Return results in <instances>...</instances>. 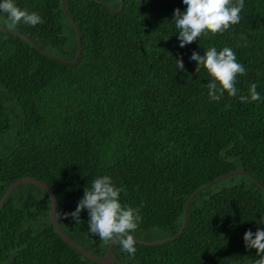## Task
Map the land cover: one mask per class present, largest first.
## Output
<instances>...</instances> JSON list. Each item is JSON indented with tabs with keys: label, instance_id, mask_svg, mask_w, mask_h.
Listing matches in <instances>:
<instances>
[{
	"label": "trees",
	"instance_id": "trees-1",
	"mask_svg": "<svg viewBox=\"0 0 264 264\" xmlns=\"http://www.w3.org/2000/svg\"><path fill=\"white\" fill-rule=\"evenodd\" d=\"M43 23L11 29L64 60L76 30L60 0H14ZM80 34V53L65 64L22 36L0 29V198L13 181L34 177L55 196L54 216L71 240L101 256L107 245L75 211L85 188L107 175L120 202L138 208L130 255L113 242L116 261L98 262L67 244L48 217V193L15 186L0 207V264H254L243 236L264 230V0H245L241 21L181 48L173 14L183 0H64ZM119 9V10H118ZM118 10V11H116ZM0 13V27H6ZM6 37V38H5ZM244 37L245 39H242ZM231 48L247 70L236 97L211 101L206 69L190 60ZM184 63L177 69L176 59ZM260 100L243 103L250 84ZM256 180V182H255ZM262 187H261V186ZM60 214V216H59Z\"/></svg>",
	"mask_w": 264,
	"mask_h": 264
},
{
	"label": "clouds",
	"instance_id": "clouds-1",
	"mask_svg": "<svg viewBox=\"0 0 264 264\" xmlns=\"http://www.w3.org/2000/svg\"><path fill=\"white\" fill-rule=\"evenodd\" d=\"M183 4L187 6L186 10L181 12L177 8L173 14L181 48L192 44L204 33L212 35L224 33L230 26L239 24L245 0H183ZM0 13L6 15L5 23L9 30L15 29L21 23L32 27L43 23L42 17L37 12H29L18 7L14 0H0ZM190 60L196 63V71L203 67L211 77L207 83L211 101H220L225 92L229 96H237L239 91L235 86L237 76L246 75L247 70L237 62L231 48L224 47L217 51L215 47H211L204 52V55L194 51ZM176 65L177 69L184 70L182 58L176 59ZM248 92L247 96H239L241 102L250 103L260 100L255 83L250 84ZM122 192H125V189L115 186L109 176L97 177L90 188H85L84 196L79 200L75 211L65 213L64 218L71 216L76 224L81 223L80 214L86 209L90 234L98 236L105 244L115 242L122 251L135 255L136 241L130 233L137 229L141 216L138 208L122 206L120 202ZM261 224H264V219L261 220ZM243 240L247 249L256 250L259 258L254 264H264V230L258 228L255 233L247 230Z\"/></svg>",
	"mask_w": 264,
	"mask_h": 264
},
{
	"label": "water",
	"instance_id": "water-1",
	"mask_svg": "<svg viewBox=\"0 0 264 264\" xmlns=\"http://www.w3.org/2000/svg\"><path fill=\"white\" fill-rule=\"evenodd\" d=\"M60 4H61V7L65 13V15L67 16V18L70 20V22L72 23V25L74 26L75 30H76V38H77V41H76V53H75V56L72 60H64L62 58H59V57H56L52 54H50L49 52L41 49L39 46H37L33 41H31L29 38L25 37V36H22L21 34L13 31V30H9L7 28H2L0 27V29H4L8 32H12V33H15V34H18L20 36H22L23 38H25L29 43H31L37 50L55 58L56 60L60 61V62H63L65 64H74L76 63V61L78 60V56H79V53H80V34L77 30V27L74 23V21L72 20V18L69 16V14L67 13L66 9H65V6H64V0H60ZM119 10V9H118ZM116 10V11H118ZM237 173H241V174H244V175H247L249 176L245 171L243 170H240V169H237V170H232V171H229L225 174H222L214 179H212L210 182H207L206 184L198 187L197 189H195L193 192L190 193V195L187 197V199L185 200L184 204H183V213H182V220H181V224H180V227L178 229V231L176 233H174L172 236L170 237H167V238H163V239H160V240H157V241H142L136 237H134L135 241L136 242H139V243H142V244H146V245H155V244H159V243H163V242H166V241H169L171 239H174L177 235H179L181 233V231L183 230V227H184V224H185V218H186V211H187V207H188V204L190 202V200L192 199V197L201 189H203L204 187H207L208 185H210L212 182H216L222 178H225L226 176L228 175H232V174H237ZM24 182H31V183H35L39 186H41L49 195V199H50V205H49V209H48V217H49V220L50 222L52 223V226L54 227L55 231L58 233V235L67 243L69 244L71 247L77 249L78 251H80L82 254H84L86 257L92 259V260H95V261H98V262H109V261H116L114 255L112 254V244L113 243H109L107 245V249H106V252L101 255V256H96V255H93L91 253H89L87 250H85L83 247H81L79 244H77L76 242H74L73 240H71L69 237H67L64 232L61 230V228L59 227L58 225V222L57 220L55 219V216H54V210H55V196H54V193L53 191L50 189V187L44 183L43 181H40L34 177H23V178H19L15 181H13L11 184L8 185V187L5 189V191L3 192L1 198H0V207L1 205L3 204V202L5 201V199L7 198L8 194L10 193V191L15 187L17 186L18 184L20 183H24ZM256 182V180H255ZM257 183V182H256ZM261 186V185H260ZM262 187V186H261ZM263 191H264V188L262 187Z\"/></svg>",
	"mask_w": 264,
	"mask_h": 264
}]
</instances>
